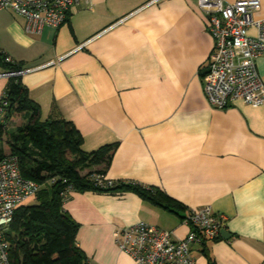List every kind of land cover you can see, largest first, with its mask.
Returning <instances> with one entry per match:
<instances>
[{"label":"crops","instance_id":"1","mask_svg":"<svg viewBox=\"0 0 264 264\" xmlns=\"http://www.w3.org/2000/svg\"><path fill=\"white\" fill-rule=\"evenodd\" d=\"M260 1L255 18H264ZM213 47L197 0H81L40 33L0 10V50L23 65L42 119L72 121L86 151L117 143L106 178L179 203L173 211L133 191H73L64 208L88 264H133L118 228L146 221L184 238L182 217L204 206L224 215L231 236L196 247L192 264H264V103L210 104L202 73ZM257 69L264 82V56ZM8 81L0 76V97Z\"/></svg>","mask_w":264,"mask_h":264},{"label":"built area","instance_id":"2","mask_svg":"<svg viewBox=\"0 0 264 264\" xmlns=\"http://www.w3.org/2000/svg\"><path fill=\"white\" fill-rule=\"evenodd\" d=\"M81 0H0V10H12L27 19V30L40 33L45 25L60 26L67 22L72 7ZM204 11L207 27L214 39L206 69L202 73L204 92L210 104L226 108L234 101L259 106L264 103V82L257 69V59L264 56V18H255L260 0H197ZM256 33L251 34L250 30ZM85 43L81 44L83 47ZM0 53L2 51L0 50ZM7 62L13 59L5 54ZM31 70V69H29ZM24 68L2 75H21ZM6 100L0 97V123L5 121ZM102 186L115 180L96 176ZM55 182V179L49 181ZM42 185L23 175L19 159L6 155L0 160V264H12L8 231L17 208L34 198ZM73 192L69 187L65 196ZM190 230L184 238L146 221L116 230L119 249L133 259V264H192L195 248L222 238L226 229L224 215L211 206L188 211L182 219ZM88 264V263H87Z\"/></svg>","mask_w":264,"mask_h":264},{"label":"trees","instance_id":"3","mask_svg":"<svg viewBox=\"0 0 264 264\" xmlns=\"http://www.w3.org/2000/svg\"><path fill=\"white\" fill-rule=\"evenodd\" d=\"M0 69L14 72L23 69V65L7 62L2 52ZM2 96L6 105L5 121L0 123V142L8 147L9 154L0 147V160L7 154L16 156L23 175L42 185L34 197L36 202L19 206L10 225L12 264H87L76 241L79 223L64 208L69 187L78 192L133 191L155 205L177 211L179 203L156 187L134 181L100 185L96 176H105L117 143L84 150L83 136L72 121L63 116L42 119L40 105L29 96L21 75L9 76ZM15 119L24 122L10 129L8 125ZM51 179L55 182L50 183Z\"/></svg>","mask_w":264,"mask_h":264},{"label":"rangeland","instance_id":"4","mask_svg":"<svg viewBox=\"0 0 264 264\" xmlns=\"http://www.w3.org/2000/svg\"><path fill=\"white\" fill-rule=\"evenodd\" d=\"M23 122H24L23 119H15V120H12V121L9 123L8 126H9L10 129H14L15 127H17L19 124H21V123H23ZM0 147L4 148V149H5V152L9 154V149H8V147H7L4 143L0 142ZM8 154H7V155H8ZM41 188H42V187H41ZM35 197H36V196H35ZM35 202H36L35 198H31V199H29L28 201H26L24 204H25V205H30V204H34Z\"/></svg>","mask_w":264,"mask_h":264},{"label":"water","instance_id":"5","mask_svg":"<svg viewBox=\"0 0 264 264\" xmlns=\"http://www.w3.org/2000/svg\"><path fill=\"white\" fill-rule=\"evenodd\" d=\"M208 71H209V69H205V70H204V72H208ZM222 236H223L224 238H229V237L231 236V234L229 233L228 230L223 229V230H222Z\"/></svg>","mask_w":264,"mask_h":264}]
</instances>
